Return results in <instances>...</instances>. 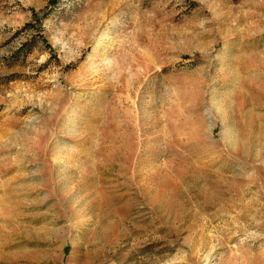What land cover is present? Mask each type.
<instances>
[{
    "label": "rangeland",
    "instance_id": "obj_1",
    "mask_svg": "<svg viewBox=\"0 0 264 264\" xmlns=\"http://www.w3.org/2000/svg\"><path fill=\"white\" fill-rule=\"evenodd\" d=\"M0 264H264V0H0Z\"/></svg>",
    "mask_w": 264,
    "mask_h": 264
}]
</instances>
